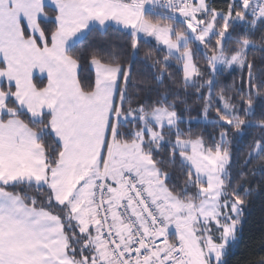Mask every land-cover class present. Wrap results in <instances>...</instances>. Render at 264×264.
<instances>
[{"label":"snow or ice","instance_id":"1","mask_svg":"<svg viewBox=\"0 0 264 264\" xmlns=\"http://www.w3.org/2000/svg\"><path fill=\"white\" fill-rule=\"evenodd\" d=\"M109 29L172 87L84 44ZM257 36L264 0H0V264H230L264 194Z\"/></svg>","mask_w":264,"mask_h":264},{"label":"trees","instance_id":"2","mask_svg":"<svg viewBox=\"0 0 264 264\" xmlns=\"http://www.w3.org/2000/svg\"><path fill=\"white\" fill-rule=\"evenodd\" d=\"M219 2V0H218ZM84 44L94 45L104 49L115 48L122 55L125 63H127L129 57H132L133 64L135 69L138 71L134 73V80L137 82L144 81L151 85L152 89L163 91L165 87L171 88L172 85L169 83L168 76L165 74L163 84H158L154 81V72L150 68L152 59L155 58V52L153 50V44L148 45L141 44V47L138 52L132 53L130 48L127 46V37L122 35L119 32L112 31L109 29L107 32L101 33L100 31H94L89 33L84 39ZM255 48L249 50V58L252 59L255 57L256 60V71L258 72L262 67H264V53L259 50L260 40L257 36L254 38ZM162 55V53H161ZM81 74L87 77L90 74V70L85 66L81 70ZM225 81L230 83L233 79V76L228 75L225 78ZM147 91V89H145ZM195 97L189 96L188 102L194 103ZM181 107H183L181 105ZM185 117L192 116L197 117L199 115L198 110H193L190 113H184ZM193 127H204L206 131L211 132L212 126L206 121H200L193 125ZM255 132L256 130H252ZM247 140L241 145L244 148L243 152L239 153L240 161H243L246 153ZM257 161H253V164H256ZM179 161H177V166L175 170L179 171ZM238 165H234L233 169V183H237L235 179L236 168ZM252 165H249L251 168ZM39 195L38 193H36ZM264 243V194L256 195L251 203L245 209V216L243 222V228L239 235L238 241L233 243L229 249V259L230 264H244V261L253 256H259L262 254L260 245Z\"/></svg>","mask_w":264,"mask_h":264},{"label":"rangeland","instance_id":"3","mask_svg":"<svg viewBox=\"0 0 264 264\" xmlns=\"http://www.w3.org/2000/svg\"><path fill=\"white\" fill-rule=\"evenodd\" d=\"M152 43H154V41Z\"/></svg>","mask_w":264,"mask_h":264},{"label":"crops","instance_id":"4","mask_svg":"<svg viewBox=\"0 0 264 264\" xmlns=\"http://www.w3.org/2000/svg\"><path fill=\"white\" fill-rule=\"evenodd\" d=\"M37 75H39V74H37Z\"/></svg>","mask_w":264,"mask_h":264}]
</instances>
